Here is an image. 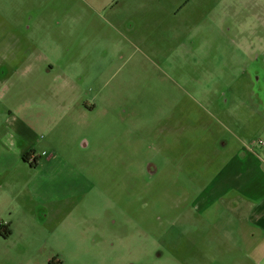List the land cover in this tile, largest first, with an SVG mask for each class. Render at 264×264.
Masks as SVG:
<instances>
[{"label": "rangeland", "instance_id": "374dc122", "mask_svg": "<svg viewBox=\"0 0 264 264\" xmlns=\"http://www.w3.org/2000/svg\"><path fill=\"white\" fill-rule=\"evenodd\" d=\"M251 1L256 14L264 0ZM248 3L0 0V120L6 115L4 109L20 106L16 93L33 83L53 85L54 75L31 80L48 65L60 72L64 66L69 68L71 60L82 61L75 64L78 72L88 70L105 77L94 86V93L99 90L97 86L102 87V101L113 107L111 118L131 122L119 143L117 128L111 123L108 149L104 147L110 158L106 164L94 157L95 180H104L110 190L116 189L123 168L128 171L126 177H131L134 171L138 175L140 167L142 193L155 187L153 210L160 216L165 202L170 203L168 197L181 195L185 180L175 176L174 187L169 190L165 188V174H155L162 168L159 163L166 161L161 141L173 108L175 113L184 110L185 114L223 121L229 119L228 109L236 107L233 113L237 121L230 117L228 128L238 135L248 133V141L260 137L257 128L264 122V62H251L252 58L243 56L244 48L235 46L236 39L251 34L238 25ZM214 13L228 17L223 24H214ZM253 36L264 38V28L255 29ZM251 109L254 128L247 114L250 111L251 115ZM97 150L101 151V145L95 144ZM119 151H124L125 158L118 156ZM101 169L104 173L97 172ZM93 195L91 206L84 204L87 218H65L60 226L54 225L61 218L46 223L47 218L0 216V264H181L183 234L187 240L189 232L188 240L196 241L198 248V233L212 231L208 227L199 232L192 227L185 229L183 218H154L156 214L140 218V228L132 218H121L98 191ZM10 204L21 209V201ZM142 206L145 217L149 211L145 197ZM105 210L109 218H102ZM191 224L198 229L197 222ZM8 231L10 235L5 237ZM202 246L214 248L213 243ZM197 250L190 248L189 262L217 263L213 255H197Z\"/></svg>", "mask_w": 264, "mask_h": 264}, {"label": "crops", "instance_id": "0c3cea01", "mask_svg": "<svg viewBox=\"0 0 264 264\" xmlns=\"http://www.w3.org/2000/svg\"><path fill=\"white\" fill-rule=\"evenodd\" d=\"M249 1L238 25L251 34L236 39L235 46L244 48L243 56L252 58L251 62H264V38L253 36L255 29L264 28V6L255 14L254 3ZM227 17L226 13L222 18L214 13L212 18L217 21L214 24L221 25ZM81 62L71 60L69 68L64 66L60 72L48 65L38 77L29 78L54 75L53 85L33 83L16 93L21 99L20 106L4 109L7 116L0 120V216L47 218L46 223L61 218L54 225L60 226L65 218H87L84 204L91 206L96 190L103 200L116 207L121 218H132L141 228L140 218L158 214L153 210L155 187L150 186L149 192L142 193L141 168L137 169L138 175L134 171L131 177H126L128 171L123 168V178L112 190L104 185V180L94 178V157L106 164L110 158L109 151L104 149H108L111 123L117 128L119 143L126 137V124L129 128L131 122L111 118L113 107L102 101V87L97 86L99 90L94 93V86L105 77L88 70L78 72L75 64ZM261 108L264 109V104ZM236 109H228L226 117L236 120L233 113ZM251 112L247 114L254 128V111ZM168 117L161 141L166 148L163 155L166 161L159 163L162 168L155 170V174H165V188L169 190L174 187L175 176L185 180L180 187L181 195L168 197L170 203L165 202L160 216L154 218H183V228L192 227L198 232L207 231V227L212 229L206 234L196 232L198 248L196 241L188 240L189 232L187 240L183 234L181 264H206L189 262L190 248L198 249L197 255H213L217 263L208 264H264V122L257 128L260 137L248 141V133L238 135L228 128L229 119L219 121L195 113L185 114L184 110L175 113L174 108ZM133 127L135 131L136 125ZM95 144L101 145V151H94ZM27 154V159L35 156V163L23 160ZM118 156L126 155L119 151ZM132 157L135 160L136 154ZM97 172L104 173V169ZM143 197L149 210L145 217ZM13 200L21 201V209L10 204ZM108 216L105 210L102 218ZM194 222L199 224L198 229L191 224ZM203 243H213L214 248H202Z\"/></svg>", "mask_w": 264, "mask_h": 264}, {"label": "built area", "instance_id": "2783aa9c", "mask_svg": "<svg viewBox=\"0 0 264 264\" xmlns=\"http://www.w3.org/2000/svg\"><path fill=\"white\" fill-rule=\"evenodd\" d=\"M259 144H262L261 142H259ZM29 162L32 164V163H35V156H32V157H29Z\"/></svg>", "mask_w": 264, "mask_h": 264}, {"label": "trees", "instance_id": "16d2710c", "mask_svg": "<svg viewBox=\"0 0 264 264\" xmlns=\"http://www.w3.org/2000/svg\"><path fill=\"white\" fill-rule=\"evenodd\" d=\"M28 154L23 157V160L26 162L28 159ZM10 235V231L5 235V237H8Z\"/></svg>", "mask_w": 264, "mask_h": 264}]
</instances>
